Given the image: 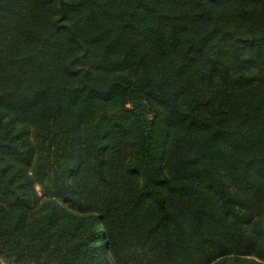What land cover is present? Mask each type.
Here are the masks:
<instances>
[{
  "label": "trees",
  "instance_id": "16d2710c",
  "mask_svg": "<svg viewBox=\"0 0 264 264\" xmlns=\"http://www.w3.org/2000/svg\"><path fill=\"white\" fill-rule=\"evenodd\" d=\"M0 261L264 264V0H0Z\"/></svg>",
  "mask_w": 264,
  "mask_h": 264
},
{
  "label": "rangeland",
  "instance_id": "374dc122",
  "mask_svg": "<svg viewBox=\"0 0 264 264\" xmlns=\"http://www.w3.org/2000/svg\"><path fill=\"white\" fill-rule=\"evenodd\" d=\"M0 264H4V263L0 261Z\"/></svg>",
  "mask_w": 264,
  "mask_h": 264
}]
</instances>
